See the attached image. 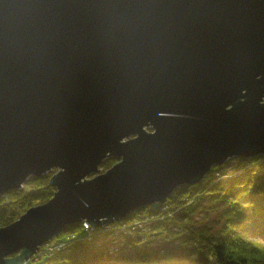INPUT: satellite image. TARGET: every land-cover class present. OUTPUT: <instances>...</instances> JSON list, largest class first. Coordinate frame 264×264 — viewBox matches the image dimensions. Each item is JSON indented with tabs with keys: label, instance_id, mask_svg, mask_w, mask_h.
<instances>
[{
	"label": "water",
	"instance_id": "1",
	"mask_svg": "<svg viewBox=\"0 0 264 264\" xmlns=\"http://www.w3.org/2000/svg\"><path fill=\"white\" fill-rule=\"evenodd\" d=\"M260 154L264 0H0V196L58 170L0 264Z\"/></svg>",
	"mask_w": 264,
	"mask_h": 264
},
{
	"label": "trees",
	"instance_id": "2",
	"mask_svg": "<svg viewBox=\"0 0 264 264\" xmlns=\"http://www.w3.org/2000/svg\"><path fill=\"white\" fill-rule=\"evenodd\" d=\"M118 161L108 157L100 169L106 171ZM237 161L231 174L226 173V164L215 165L200 183L180 186L163 204L143 207L122 219L138 216L148 228L132 237L131 252L113 257L100 250L97 241H105L106 234L89 240L86 233L79 239L84 231L79 222L66 226L58 237L67 240L64 249L35 255L26 264H264V154ZM53 174L32 176L22 188L0 196V228L54 196ZM204 202L224 208L220 230L197 222L196 213ZM161 234L177 239V247L152 248Z\"/></svg>",
	"mask_w": 264,
	"mask_h": 264
},
{
	"label": "rangeland",
	"instance_id": "3",
	"mask_svg": "<svg viewBox=\"0 0 264 264\" xmlns=\"http://www.w3.org/2000/svg\"><path fill=\"white\" fill-rule=\"evenodd\" d=\"M149 130L152 131L151 128ZM237 158L238 157H232L229 160H227V162H225V164L227 165L226 166V173L228 175L232 173V170H234V167L237 165V163H238ZM53 171L55 173L58 170L54 169ZM101 172H106V171H103L101 169ZM95 175H92V176H95ZM226 175L221 177V180H223L226 177ZM223 210H224V208L219 204L214 205V204H211L208 202H204L203 205L199 208L198 212L196 213L195 218L197 219V222H199L201 224L209 226V227L213 228L214 230H220L222 225H223V221H224V217H222ZM140 216H143V215H140ZM132 218H135V217H132ZM139 218L140 217L137 216L135 219H139ZM86 233H87L86 231H83L78 236V238L79 239L83 238ZM122 234H125L124 236L128 235L129 237H125V239H123V240H122L123 237L120 238L121 241H118V243H116V244L114 243L113 248H111L109 251H106L107 255H112L114 257V256L119 255L121 252H123L125 250H127L128 252L129 251L131 252L134 249V247L132 246V243H131L132 238H130L131 237L130 234L129 233L126 234V232H123ZM58 237L59 236H57L55 238L58 240ZM55 238L53 240H55ZM177 242H178L177 239H175V238L169 239L166 234H161V235H158L157 241L152 244V246H153L152 248L157 249V250L162 249V248H164V249L165 248L166 249L175 248V247H177ZM110 251H112V252H110ZM127 251H125V252H127Z\"/></svg>",
	"mask_w": 264,
	"mask_h": 264
},
{
	"label": "built area",
	"instance_id": "4",
	"mask_svg": "<svg viewBox=\"0 0 264 264\" xmlns=\"http://www.w3.org/2000/svg\"><path fill=\"white\" fill-rule=\"evenodd\" d=\"M82 225L84 228V231L88 234V239L92 240L93 236L95 234H106L105 241L100 240L97 241V245L100 250L109 251L111 248H113L114 243H118V241H121L120 238L125 239V237H129L128 235L124 236L125 234H122L123 232H126V234H130V238L135 237V234L138 231L147 232L148 228L145 225V221L143 218L135 219L130 218L125 222H114L109 225H102L100 227H94L92 226L87 220L82 221ZM67 245V240H50L46 243H44L37 253L35 255H44V254H53L55 252L61 251L64 249ZM106 246V247H105ZM112 252V251H110ZM109 253V252H108ZM113 254V253H112Z\"/></svg>",
	"mask_w": 264,
	"mask_h": 264
},
{
	"label": "clouds",
	"instance_id": "5",
	"mask_svg": "<svg viewBox=\"0 0 264 264\" xmlns=\"http://www.w3.org/2000/svg\"><path fill=\"white\" fill-rule=\"evenodd\" d=\"M54 239V238H53ZM26 264V263H25Z\"/></svg>",
	"mask_w": 264,
	"mask_h": 264
}]
</instances>
